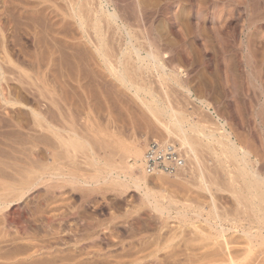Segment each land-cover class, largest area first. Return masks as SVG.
Wrapping results in <instances>:
<instances>
[{"label": "rangeland", "instance_id": "374dc122", "mask_svg": "<svg viewBox=\"0 0 264 264\" xmlns=\"http://www.w3.org/2000/svg\"><path fill=\"white\" fill-rule=\"evenodd\" d=\"M28 2L0 0V188L11 187L15 198L0 212V264H264L258 237L264 223L246 208L241 164L226 151L229 142L248 150L258 162L255 169L264 172V0ZM72 7L85 18L84 26ZM130 47L143 58L157 52L165 72L176 73L179 82L167 80L153 64L139 63ZM128 55L133 59L125 69L138 86L198 128L190 132L196 158L158 129L145 105L152 97L137 96L114 77L118 59L126 62ZM33 113H42L45 122ZM60 136L83 148L67 149ZM152 141L175 143L185 155L180 174L163 183L158 176L146 181L159 199L175 203L172 220L148 206L125 178V168L135 162L128 148L139 145L145 153ZM113 171L121 182L107 177ZM202 171L210 191L200 186ZM50 173L65 179L52 180ZM42 174L47 176L39 179ZM95 174L101 184L96 187ZM184 208L190 214L186 224L175 215ZM174 232L179 236L170 242Z\"/></svg>", "mask_w": 264, "mask_h": 264}, {"label": "bare ground", "instance_id": "6f19581e", "mask_svg": "<svg viewBox=\"0 0 264 264\" xmlns=\"http://www.w3.org/2000/svg\"><path fill=\"white\" fill-rule=\"evenodd\" d=\"M29 2H31L30 0H28ZM25 2V1H24ZM29 2L27 3V4H29ZM26 3V2H25ZM34 3V2H33ZM35 4V3H34ZM135 4V3H134ZM32 4H30V5H28V6H31ZM32 6H34V5H32ZM73 6V5H72ZM135 6V5H134ZM75 7V6H74ZM80 7V6H79ZM103 8V7H102ZM72 9H73V7H72ZM78 9V8H77ZM138 9V8H137ZM101 10H103V9H101ZM77 11L78 10H75V12H74V9H73V12H74V15L76 14V16H77V19L79 18L80 19V21H79V19H78V21L84 26V24L82 23L83 21H85V18L83 19V17H82V15H80V14H77ZM136 12V11H135ZM138 13H139V11H138ZM108 15H109V17H110V19L111 20H115L116 19V16L117 15H115V13L113 14H111V13H108ZM75 16V17H76ZM143 18V17H142ZM252 18V17H251ZM83 19V20H82ZM249 19V18H248ZM117 20V19H116ZM251 20V19H250ZM254 20V19H253ZM252 20V21H253ZM256 20V19H255ZM257 22V21H256ZM258 24V23H257ZM81 25V26H82ZM249 26V25H248ZM252 26V25H251ZM254 26V25H253ZM255 28H257L256 26H255ZM255 28H254V30H255ZM243 29H244V25H243ZM250 30V29H249ZM249 30H248V32H249ZM243 32V31H242ZM246 33V32H245ZM250 33H251V35H252V31H250ZM249 34V33H248ZM247 37H248V35H246ZM252 37V36H251ZM248 39H249V37H248ZM250 41V40H249ZM248 41V42H249ZM252 42V41H251ZM250 43H248V45H249ZM130 45H132V44H130ZM242 45V44H241ZM240 45V46H241ZM128 46H129V44H128ZM242 47V46H241ZM251 47V46H250ZM249 47V48H250ZM131 48V47H130ZM130 48H127V49H130ZM237 48H238V46H237ZM240 48V47H239ZM244 48V47H243ZM246 48V47H245ZM126 49V50H127ZM133 49V51H131ZM131 50H129L130 51V53L131 52H133L137 57H138V61H139V63H142V64H150V66H151V64H153L154 66H157V68L158 69H160V70H162L163 71V73H164V75H166V79L167 80H174V81H177V82H179V77L176 75V73L174 74H170V75H168L166 72H165V66H164V64L162 63V58L160 59V56H159V54L157 53V52H155V51H152V52H150L145 58H143L142 56H140V51L139 50H137L136 49V47L134 48V47H132L131 48ZM99 51V50H98ZM128 51V50H127ZM236 51V50H235ZM234 51V52H235ZM252 51V50H251ZM98 53H100V55H101V57L102 58H104L105 60V62H106V65L108 66V68L110 69L111 68V70H112V68H113V66L111 65V57L109 56V55H107L103 50H102V48L100 47V51L98 52ZM129 53V54H130ZM240 53V52H239ZM238 53V54H239ZM245 53H247V52H245ZM249 53V52H248ZM254 53V52H253ZM250 54V53H249ZM124 55V54H123ZM123 55H121V56H123ZM131 55H133V54H131ZM131 55H128L129 56V58H128V60L125 62V61H122L121 59H118V64H119V69H118V71L116 70L115 71V76L114 77H116V79L117 80H119L126 88H128V89H130V90H132V91H134L135 93H136V95L137 96H139L141 93H146L148 96H150V97H154L152 94H150L149 93V91L146 89V88H144V87H140V86H138V84H137V82L132 78V77H130V75L128 74V72H127V70L125 69V64L127 63H129V61H131L133 58L131 57ZM233 55V54H232ZM240 55H241V53H240ZM243 55V54H242ZM246 55V54H245ZM252 55V54H251ZM125 56V55H124ZM235 56H237V55H235ZM252 56H254V54L252 55ZM251 56V57H252ZM233 57V56H232ZM234 58V57H233ZM245 58V57H244ZM247 58V57H246ZM245 58V60L244 61H246L247 59ZM253 58V57H252ZM255 58V57H254ZM253 58V60H255ZM258 58V57H257ZM116 59V58H115ZM237 59V58H236ZM250 59V58H249ZM234 60V59H233ZM250 60H252V59H250ZM252 60V61H253ZM264 60V59H263ZM249 61V60H248ZM116 62V61H115ZM239 62V61H238ZM237 62V63H238ZM258 62V61H257ZM162 63V64H161ZM246 64H247V61L245 62ZM250 63H252V62H250ZM259 63H260V61H259ZM116 64V63H115ZM242 64V63H241ZM252 64H254V63H252ZM256 64H258V63H256ZM262 64H263V62H262ZM262 64H260V65H262ZM245 65V64H244ZM249 65V64H248ZM112 66V67H111ZM114 66H116V65H114ZM118 66V65H117ZM149 66V67H150ZM251 66V65H250ZM253 66V65H252ZM148 67V66H147ZM237 67V66H236ZM239 67V66H238ZM255 67H257V65L255 66ZM258 67H260V66H258ZM263 66H261V68H262ZM156 68V69H157ZM254 68V67H253ZM117 69V68H116ZM242 69V68H241ZM114 70H115V68H114ZM239 70V69H238ZM243 70H244V67H243ZM257 70H260L259 68L257 69ZM264 70V69H263ZM113 71V70H112ZM240 71V70H239ZM252 71V70H251ZM250 71V72H251ZM253 71H255V69L253 70ZM243 72V71H242ZM247 72H249V71H247ZM257 72V71H256ZM259 72V71H258ZM246 73V72H245ZM255 73V72H254ZM113 74V75H114ZM242 74V73H241ZM256 74V73H255ZM238 75H239V73H238ZM246 75V74H245ZM248 75V74H247ZM257 75V74H256ZM259 75H261L260 73H259ZM239 76H241V75H239ZM251 76H252V74H251ZM242 77V76H241ZM243 77H245L244 76V74H243ZM247 77V76H246ZM261 77V76H260ZM260 77H258V78H260ZM263 77V76H262ZM261 77V78H262ZM248 78V77H247ZM242 79V78H241ZM253 79H255V78H253ZM263 79V78H262ZM247 80V79H246ZM249 80H250V78H249ZM260 80V79H259ZM264 80V79H263ZM241 81V80H240ZM253 81V80H252ZM243 82V81H242ZM256 82L257 81H255V84H253V85H256ZM263 82V81H262ZM244 83V82H243ZM242 83V84H243ZM248 83H250V81L248 82ZM254 83V82H253ZM260 84V83H259ZM262 84H264V83H262ZM252 85V86H253ZM182 87V86H181ZM257 86H255V88H256ZM260 87V86H259ZM254 89V88H253ZM258 89V87L255 89V90H257ZM262 89H264L263 88V85H262ZM259 90V89H258ZM258 90H257V92H258ZM263 91V90H262ZM261 91V92H262ZM252 93H254V94H256L255 93V91L254 92H252ZM264 93V92H263ZM260 95V94H259ZM256 96V95H255ZM261 96H262V94H261ZM264 96V95H263ZM259 97V96H258ZM3 98V97H2ZM9 100V99H8ZM5 102H7V101H5ZM258 103H260V102H258ZM257 104V103H256ZM146 106H147V108L150 110V112L152 113V115L154 116V118H156L155 119V121H156V124H157V126H159V128L158 129H160L161 131H163L165 134H167L168 136H173V137H175L176 138V140H178L179 142H180V144L181 145H183L184 147H186L187 148V150H188V154H190L193 158H196V156H195V154L197 155V153H196V150H195V141L194 140H192L191 139V137H190V132H192V131H194V130H198V128H196V127H191V126H187V124H188V120H187V118H185L183 115H181L180 113H179V111H178V113L175 111V110H173V109H171V108H169L168 107V109L167 108H165L166 106H162V104H161V102H159V101H156L154 98L152 99V100H150V102L149 103H146L145 104ZM259 106V105H258ZM258 106H256V107H258ZM264 106V105H263ZM261 107V106H260ZM62 109V108H61ZM60 109V110H61ZM261 109H263L262 107H261ZM34 110V109H33ZM254 110V109H253ZM257 110V109H256ZM255 111V110H254ZM263 111V110H262ZM35 112H37V111H35ZM38 112H40V111H38ZM65 112V111H64ZM264 112V111H263ZM61 113H62V111H61ZM63 114V113H62ZM61 114V115H62ZM67 114H69L68 112H67ZM183 114V113H182ZM259 114V113H258ZM264 114V113H263ZM33 115H34V113H33ZM32 115V116H33ZM38 117H40V118H42L41 120H39L38 119V117H37V119L39 120V121H41L40 123H42V122H45V121H43V119H45V118H43V116H42V113L40 114V113H37L36 114ZM36 115H34V116H36ZM44 115H45V113H44ZM230 116H232V115H230ZM257 116V115H256ZM264 116V115H263ZM234 117V116H233ZM232 117V118H233ZM47 118V117H46ZM163 118V119H162ZM255 118H257V117H255ZM262 118H264V117H262ZM261 120V119H260ZM259 120V121H260ZM264 121V120H263ZM262 121V122H263ZM36 122V121H35ZM38 122V121H37ZM264 123V122H263ZM262 123V124H263ZM260 124V123H259ZM37 125V124H36ZM196 130V131H197ZM55 132V131H54ZM72 132V131H71ZM74 132V131H73ZM162 132V133H163ZM198 132V131H197ZM62 135L63 136V133L61 134L60 132L59 133H57V136L58 135ZM74 135V134H73ZM56 136V137H57ZM62 136H60L61 137V140H62V142H63V144H64V146H66V148L67 149H70V150H73V152H77V150H79L84 144H82V146L79 144V142L76 140H70L69 139V137L68 138H63ZM76 136V135H75ZM209 136H211V135H209ZM66 137V136H65ZM72 137V136H71ZM70 137V138H71ZM74 137V136H73ZM206 137V136H205ZM212 137V136H211ZM58 138V137H57ZM231 141V140H230ZM229 142V141H228ZM60 144H62V143H60ZM221 144H222V142H221ZM229 144V145H228ZM227 145H226V151L228 152V154H229V158H231L235 163H236V166H237V164H239L238 166H240V164H241V167H237L238 169H240V171H241V176L243 177V179H244V186H245V188L248 190V193L246 194V196L243 198L244 200H246V203L248 204H246L245 206H246V208L247 209H249L250 211H252V212H256L257 213V217H259V220H262V222L264 223V172H260L259 170L260 169H255V166L254 165H257L258 166V162H255L256 164H254V160L252 159H250V155L251 154H253V153H249L248 152V150H247V152L246 151H241L240 149L241 148H239L236 144H234V143H232V142H229ZM89 145V144H88ZM83 148V147H82ZM240 150V151H239ZM71 153H72V151H70ZM72 154H74V153H72ZM128 154H130L131 156V158L133 157V159H134V166H132L133 168H131V167H128V168H125V175H126V179H128L132 184H133V186L137 189V190H139L140 192H143V197H144V199H145V202L148 204V206H150L155 212H157V213H159V214H161L162 216H166V218L168 219V220H170V218H171V220H172V211H173V208H175L176 207V205H175V203L174 202H172V201H169V203L167 204L166 202H164L163 200H161V199H159L156 195H155V193H153V192H151L150 190H149V188H147L146 186V181H147V177H148V175L146 174V172L144 171V169H143V161H144V156H145V153H144V150L139 146V145H134V146H132L131 148H128ZM195 156V157H194ZM72 157V156H71ZM92 157V156H91ZM198 157V156H197ZM227 157H228V155H227ZM90 158V157H89ZM257 158V157H256ZM93 159V158H92ZM258 159H259V157H258ZM263 160V159H262ZM262 160H260V161H262ZM95 161V160H94ZM93 161V162H94ZM198 161V160H197ZM264 161V160H263ZM91 162V161H90ZM92 164V163H91ZM94 164H95V162H94ZM263 165H264V162H263ZM262 166V165H261ZM93 167H94V165H93ZM96 167V166H95ZM127 167V166H126ZM98 168V167H97ZM259 168V167H258ZM261 168H264L263 166L261 167ZM135 169H139L138 171H140V173L139 174H136L135 173ZM123 170V172H122V174L124 173V169H122ZM99 171V170H98ZM263 171H264V169H263ZM92 174L94 173V170H93V172H91ZM90 173V174H91ZM89 174V175H90ZM91 174V175H92ZM99 174V173H98ZM108 174H110L109 176H107L108 178L109 177H114V171L113 172H111V173H108ZM117 174V173H116ZM118 175V174H117ZM205 174H204V172L202 171L201 172V182H203V184H204V187L202 186V185H200L202 188H203V190H205V191H210V185L206 182L207 181V179H206V177L204 176ZM44 176H47L46 174L44 175V174H42L40 177H39V179H43L44 178ZM121 176V175H120ZM119 175L118 176H115L114 178L115 179H117L118 181H120L121 180V177H120ZM159 178H160V180H162V179H164V180H162L161 182L163 183V181H165L169 176H167V175H163V174H160V175H157ZM47 177H51V179L53 180V179H55V181L56 180H60V179H65L64 178V175H58V174H52V173H50V174H48V176ZM71 177V176H70ZM69 177V178H70ZM91 176H89V178H90ZM72 178V177H71ZM74 178V177H73ZM91 178H93V177H91ZM94 178L97 180L98 179V181H95L94 183H96V185L95 184H93V185H95L94 187H96L97 186V183H99V176L98 175H96L95 174V176H94ZM93 178V179H94ZM62 179V180H63ZM75 180H76V177L74 178ZM124 179V178H123ZM126 179H124V180H126ZM206 179V180H205ZM79 180V179H78ZM86 180V179H85ZM108 179L106 178L105 179V181H107ZM110 180V179H109ZM124 180H122V182L124 181ZM213 180V179H212ZM72 181V180H71ZM86 181H89V180H86ZM92 181V180H91ZM127 181V180H126ZM128 181V182H129ZM121 182V181H120ZM86 183V182H85ZM115 183H117L116 181H115ZM130 183V184H131ZM73 184V183H72ZM100 184V183H99ZM104 184V183H103ZM102 184V185H103ZM117 184H119V183H117ZM13 186L14 185H16V184H12ZM83 185V184H82ZM101 185V184H100ZM120 185V184H119ZM124 185V184H123ZM128 185V184H127ZM7 186V185H6ZM17 186V185H16ZM87 186V185H86ZM118 186V185H117ZM125 186V185H124ZM145 186V187H144ZM4 186H2V188H3ZM8 187V186H7ZM7 187H5L4 189L5 190H3V189H1V191L3 192H0V212L3 210V213H5V209H6V206L9 204V203H11L12 202V197H13V199H15L14 198V196L12 195L13 193H14V190L13 191H10V188H7ZM119 187V186H118ZM149 187V186H148ZM90 188V187H89ZM126 188V187H125ZM124 188V189H125ZM201 188V189H202ZM12 189V188H11ZM99 189V188H98ZM151 189V188H150ZM91 190H93V191H95L94 189H92L91 188ZM125 190H127V189H125ZM15 192H17V191H15ZM21 192V191H20ZM23 192V191H22ZM18 193L19 192H17V195H15V196H17L18 197ZM21 195H22V193H20ZM20 195V196H21ZM144 199H143V202H144ZM14 201V200H13ZM242 204V203H241ZM11 205H12V203H11ZM9 207V206H8ZM7 207V208H8ZM214 208V207H213ZM216 208H214V215L217 217V218H219V215L217 214V212H216V210H215ZM17 212V211H16ZM15 212V213H16ZM2 213V212H1ZM1 213H0V216L3 218V214L1 215ZM9 213V212H8ZM8 213H7V215H8ZM17 215V214H16ZM175 215H177L176 216V219L178 218V219H180L181 220V222L182 223H185L186 224V222H187V219L189 218V213L187 212V210L184 208V209H177V211L175 212ZM197 216H199V215H197ZM11 217V216H10ZM12 218V217H11ZM17 218V217H16ZM9 219V218H8ZM7 219V221H9ZM166 219V220H167ZM4 220V219H3ZM6 220V219H5ZM16 220V219H15ZM1 221H2V219H1ZM1 221H0V223H1ZM11 221V220H10ZM14 221V220H13ZM17 222V221H16ZM15 222V223H16ZM4 223V222H3ZM6 223V222H5ZM181 223V224H182ZM215 223V222H214ZM6 224H8V223H6ZM11 224V223H10ZM192 224H194V223H192ZM183 225V224H182ZM208 225L209 226H211L210 228L211 229H213V230H220L219 229V227L217 226V225H213V223H211L210 221H208ZM262 225V224H261ZM260 225V226H261ZM181 226V225H180ZM218 227V228H217ZM20 228V227H19ZM22 228V227H21ZM221 229H222V232L224 231L223 229L224 228H222L221 227ZM227 230V229H226ZM233 230V229H232ZM238 230V229H237ZM264 230V229H263ZM249 231H252V230H249ZM248 231V232H249ZM259 231V230H258ZM262 231V230H261ZM238 232V231H237ZM242 232L244 233V231L242 230ZM247 231H245V236L247 237L248 236V238H250V239H252V238H254L255 239V237H253L252 235H250V233H246ZM263 232V231H262ZM171 233V232H170ZM173 233V232H172ZM178 233V232H177ZM199 234H200V232H198ZM201 233H202V231H201ZM255 233H256V231H255ZM168 234V233H167ZM179 234V233H178ZM196 235H197V233H195ZM198 234V235H199ZM202 234H204V236H205V233L203 232ZM208 234V233H207ZM209 234H210V232H209ZM208 234V235H209ZM222 234H225L224 232L222 233ZM257 234V233H256ZM262 234V233H261ZM160 235H162V234H160ZM172 235V234H171ZM174 238H171L170 237V235H169V238H171V239H169V238H167L166 237V240H168L169 239V241L170 242H173V240H176L177 238L176 237H178V236H176L177 234H175V232H174ZM195 235V236H196ZM259 235V234H258ZM157 236H159V235H156V237ZM164 236V235H163ZM162 236V237H163ZM203 236V235H202ZM256 236V235H255ZM153 237V236H152ZM173 237V236H172ZM258 237H260L261 238V241H262V243L264 244V234H262V235H259ZM258 237H256V238H258ZM155 238V237H154ZM198 238V237H197ZM211 238V237H210ZM209 238V239H210ZM144 239V238H143ZM157 239H158V237H157ZM163 239V238H162ZM199 239V238H198ZM204 239V238H203ZM202 239V240H203ZM209 239H207V240H209ZM253 239V240H254ZM148 240V239H147ZM146 240V241H147ZM152 240V239H151ZM155 240H156V238H155ZM164 240H165V237H164ZM165 240V241H166ZM206 240V239H205ZM144 240H141V243L143 242ZM150 241V240H149ZM153 241H154V239H153ZM164 241V242H165ZM168 241V242H169ZM199 241V240H198ZM201 241V240H200ZM226 241V240H225ZM157 242V241H156ZM162 241H160L159 243H161ZM168 242L166 243V244H168ZM175 242V241H174ZM225 243V242H224ZM154 244H156V243H154ZM158 244V243H157ZM156 244V245H157ZM174 244V243H173ZM207 244V243H206ZM227 244V243H226ZM140 245V244H139ZM143 245H145V244H143ZM142 245V246H143ZM151 245H153V244H151ZM155 245V246H156ZM160 245H162V243L160 244ZM171 244H169V246H170ZM147 247H149V245H146ZM159 246V245H158ZM158 246H157V248H158ZM164 246H165V244H164ZM173 248L171 249V250H174V245H171ZM207 246V245H206ZM205 246V247H206ZM224 246H227V245H224ZM161 247H163V246H161ZM167 247V246H166ZM153 248V247H152ZM168 248V247H167ZM167 248L165 249V250H167ZM171 248V247H170ZM169 248V249H170ZM204 248V247H203ZM202 248V249H203ZM18 249V248H17ZM141 249V248H140ZM139 249V250H140ZM143 249L144 248H142V251H143ZM164 249V248H163ZM221 249V248H220ZM223 249V248H222ZM138 250V251H139ZM145 250V249H144ZM147 250V249H146ZM151 250V249H150ZM153 250H155V248H153ZM171 250H168V251H170V253H171ZM224 250V249H223ZM227 250V249H226ZM152 251V250H151ZM150 251V252H151ZM157 251V250H156ZM159 251V250H158ZM167 251V252H168ZM10 252V251H9ZM14 252H17V251H14ZM132 252V251H131ZM135 252H137L136 250H135ZM143 252H145V251H143ZM149 252V253H150ZM177 252V251H176ZM215 251H213V252H211V253H214ZM226 252V251H225ZM230 252V251H229ZM12 253V252H11ZM10 253V254H11ZM127 253V252H126ZM148 253V254H149ZM178 253V252H177ZM210 253V254H211ZM9 254V253H8ZM9 254V255H10ZM13 254V253H12ZM11 254V255H12ZM17 254V253H16ZM128 254L130 255V254H132V253H129L128 252ZM152 254V253H151ZM168 254V253H167ZM206 254V253H205ZM216 254V253H215ZM215 254H213V256H215ZM218 254L219 253H217V255L216 256H218ZM224 254V253H223ZM1 255V254H0ZM5 256H7L6 255V253L4 254ZM126 255V254H125ZM129 255H127L128 257H129ZM170 255V254H169ZM172 255V254H171ZM178 255V254H177ZM188 255H190V254H187V256ZM192 255V254H191ZM203 255V254H202ZM202 255H200V256H202ZM207 255V254H206ZM212 255V254H211ZM227 255H229V254H227ZM227 255H224V256H227ZM231 255V254H230ZM13 256H15V255H13ZM74 256V255H73ZM149 256V255H148ZM151 256H153V255H151ZM151 256H149V257H151ZM155 256V255H154ZM176 256V255H175ZM186 256V255H185ZM186 256V257H187ZM195 256V255H194ZM210 256V255H209ZM222 256V254L220 255V257ZM232 256V255H231ZM230 256V257H231ZM1 257V256H0ZM159 257V256H158ZM158 257H157V259H158ZM193 256H191L190 258L191 259H193L192 258ZM197 257V256H196ZM207 258H209L208 256H206ZM233 257V256H232ZM231 257V258H232ZM70 258H72V257H70ZM141 258H143V257H141ZM145 258V257H144ZM152 258V257H151ZM150 258V259H151ZM169 259H170V257H168ZM172 258H174V256L172 257ZM171 258V259H172ZM185 258V257H184ZM189 258V257H188ZM201 258V257H200ZM207 258H205V259H207ZM210 258H211V256H210ZM222 258H224V257H222ZM137 259H139V257H137ZM137 259H135V261L137 260ZM167 259V258H166ZM186 259V258H185ZM191 259H190V261H191ZM202 259H203V257H202ZM71 260V259H70ZM74 260H76V259H74ZM141 260H143V259H141ZM152 260V259H151ZM182 259H180V261H181ZM197 260V259H196ZM221 260V259H220ZM230 260V259H229ZM232 260H233V258H232ZM236 260V259H235ZM235 260H233V261H235ZM81 262L83 261V259H81L80 260ZM104 261H106V260H104ZM140 261V260H139ZM153 261H155L154 260V258H153ZM152 261V262H153ZM201 261V260H200ZM226 261H228V260H226ZM233 261H231V262H233ZM74 262V261H73ZM81 262H80V264H81ZM130 262H133V261H130ZM158 262H160V261H158ZM158 262H157V264H158ZM182 262H183V260H182ZM186 262V261H185ZM196 262H198V261H196ZM204 262V261H203ZM223 262V261H222ZM228 262H230V261H228ZM230 262V263H231ZM79 263V262H78ZM83 263H84V261H83ZM135 263V262H134ZM141 263V262H140ZM142 263H144V262H142ZM161 263V262H160ZM159 263V264H160ZM181 263V262H180ZM190 263H193L192 261L190 262ZM189 263V264H190ZM77 264V263H76ZM122 264V263H121ZM131 264V263H130Z\"/></svg>", "mask_w": 264, "mask_h": 264}, {"label": "built area", "instance_id": "2783aa9c", "mask_svg": "<svg viewBox=\"0 0 264 264\" xmlns=\"http://www.w3.org/2000/svg\"><path fill=\"white\" fill-rule=\"evenodd\" d=\"M184 152L172 142L152 141L148 144L143 169L148 176H177L185 168Z\"/></svg>", "mask_w": 264, "mask_h": 264}]
</instances>
